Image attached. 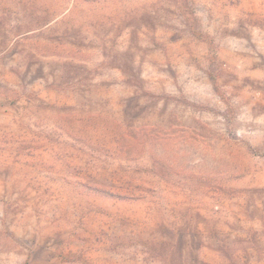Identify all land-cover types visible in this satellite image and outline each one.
Returning a JSON list of instances; mask_svg holds the SVG:
<instances>
[{
  "label": "rangeland",
  "instance_id": "rangeland-1",
  "mask_svg": "<svg viewBox=\"0 0 264 264\" xmlns=\"http://www.w3.org/2000/svg\"><path fill=\"white\" fill-rule=\"evenodd\" d=\"M0 264H264V0H0Z\"/></svg>",
  "mask_w": 264,
  "mask_h": 264
},
{
  "label": "trees",
  "instance_id": "trees-1",
  "mask_svg": "<svg viewBox=\"0 0 264 264\" xmlns=\"http://www.w3.org/2000/svg\"><path fill=\"white\" fill-rule=\"evenodd\" d=\"M126 131H127V132H126L127 135L124 134L122 139L125 140V141H130V140L132 141L133 138L130 137V135L128 134V133H130V132H129L127 129H126ZM137 131H138V128H137ZM123 133H124V131H123L121 134H123ZM131 144H132V142H131ZM131 144H130V146H131Z\"/></svg>",
  "mask_w": 264,
  "mask_h": 264
}]
</instances>
